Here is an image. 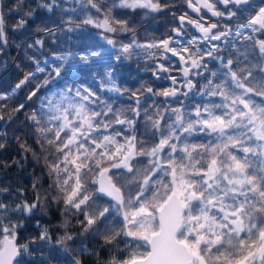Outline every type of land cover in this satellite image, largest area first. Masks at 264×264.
I'll return each mask as SVG.
<instances>
[{
	"label": "snow or ice",
	"instance_id": "snow-or-ice-1",
	"mask_svg": "<svg viewBox=\"0 0 264 264\" xmlns=\"http://www.w3.org/2000/svg\"><path fill=\"white\" fill-rule=\"evenodd\" d=\"M75 3L101 14L81 23L102 29L116 63L95 72L104 50L87 42L80 52H58L57 32L75 30L71 17L62 21L66 28L44 24L37 27L42 35L25 41L26 50L43 49L50 38L52 54L43 61L28 56L35 67L27 71L17 65L23 77L0 102L34 84L26 97L30 111L13 135L51 183L44 189L36 178L31 201L23 192L11 204L0 199V264H29L25 257L35 249L19 242V230L51 202L77 218L81 235L124 245L119 251L127 255L121 259L109 248L106 264H264V6L252 11V0H184L191 13H174L170 34L141 43L133 23L114 9L159 12V0ZM36 8L64 10L60 0H37ZM27 23L20 16L15 28ZM128 32L133 38L126 43L107 35ZM8 43L0 13V51ZM141 51L151 78L129 73L136 83L118 85L114 73ZM28 107L0 103V121L16 120ZM0 138L3 149L7 132ZM61 227L53 251L67 253L66 264H82L85 241L67 230V220ZM38 239L52 242L47 228Z\"/></svg>",
	"mask_w": 264,
	"mask_h": 264
},
{
	"label": "trees",
	"instance_id": "trees-1",
	"mask_svg": "<svg viewBox=\"0 0 264 264\" xmlns=\"http://www.w3.org/2000/svg\"><path fill=\"white\" fill-rule=\"evenodd\" d=\"M262 0H255L253 3L254 8ZM111 0H101V3H110ZM163 7L162 11L153 12L148 9H127L116 8L113 14L118 15L122 19L130 20L136 31V39L143 43L159 39L167 34H170L171 28L178 21L175 20V15L186 11V4L184 0H159ZM37 0H0V13L5 17V27L7 29L8 46L0 51V94L11 92L19 80L23 77V71L17 65H21L25 71L35 67L27 57L36 56L42 61L43 58L50 57L52 54L51 48L48 45L51 44V39L47 38L46 45L43 49H25L24 43L27 40L34 39L42 33L37 32V27L47 24L49 27L66 28L68 25L62 23V21L72 18V27L75 29L71 33L57 32L60 36L63 44L58 48V52L67 54L69 52H80L82 44L87 42L93 44L100 50V46L104 50V60L98 61L97 66H94V71L103 74L106 71V64H115L113 56L114 49L111 45H108L106 41L95 34L92 31L93 25H86L81 27V21L85 18L91 17L93 19H102L101 14L96 13L94 9H89L87 6L75 3V0H60L64 10H70L75 8L76 11H64L61 8H57L54 12H48L43 8H36ZM13 11H9V9ZM29 11H34V15L28 17L26 14ZM20 16H25L28 23L22 29H16L15 25L19 21ZM177 16V15H176ZM247 16V13L245 14ZM55 21V24L53 23ZM235 21H233L234 23ZM190 28V34L197 35L195 29ZM114 39L118 42H128L133 38V33H119L113 34ZM27 53V54H26ZM145 53L140 52V57H133L132 60L124 61V66L118 69L115 75V82L122 86L127 87L136 83L129 73H132L135 77H142L144 80L151 78V73L144 71L145 60L143 59ZM111 57V59H109ZM98 60V58H93ZM212 62L210 61V64ZM173 75L179 76L178 72H174ZM41 78L43 74H38ZM79 82V80H77ZM35 83V82H34ZM160 85L167 86L170 81L161 80L157 82ZM33 85L25 86L22 90H17L16 94L11 100L0 102L7 103L9 108L18 102L26 103L29 107L21 111L18 114V118L9 123L0 121V131H6L8 134V143L5 148L0 149V188H7L8 192L0 194V199L7 197L4 200L5 203L11 204L13 200H20V192L24 193V199L31 201L34 196L32 193V184L36 178H41V183L44 189H47L51 181L48 179L46 171L42 174V164H37L31 153H24L18 143L16 142L13 130L17 127L19 122L24 121L25 114L30 111L31 101H27L26 97L28 90ZM138 86V85H137ZM53 90H55V82L53 84ZM42 91H44L42 89ZM106 98L112 97L111 93H101ZM156 100H161L163 97H154ZM122 106V105H117ZM7 119V118H6ZM21 139L23 136L21 133ZM3 138H0V142ZM15 205L13 204V207ZM82 219V217H80ZM68 221V231H71L74 236L80 240H84L87 248V252L81 258L82 264H106L111 258L109 248H113L119 258L123 259L127 254L122 253L119 249H123L124 245L119 244L116 246H104L103 241L98 238L93 240L85 235H81L80 225L77 223V218L64 213L63 205L54 202L50 203V207L47 210H37L31 217H26L23 220L24 227L19 230L18 240L20 243L30 244L32 249H35L30 255L25 257V260L29 264H66V259L71 257L56 248L57 238L65 231L61 225ZM45 228L49 230L52 236V242L46 243L39 241V234ZM37 241L32 243V241ZM75 247V245L73 246ZM93 253V254H89Z\"/></svg>",
	"mask_w": 264,
	"mask_h": 264
},
{
	"label": "rangeland",
	"instance_id": "rangeland-1",
	"mask_svg": "<svg viewBox=\"0 0 264 264\" xmlns=\"http://www.w3.org/2000/svg\"><path fill=\"white\" fill-rule=\"evenodd\" d=\"M259 6H264V0H262L258 5H257V9L256 10H258V7ZM255 10V11H256ZM184 12V11H183ZM183 12H180V13H178L179 15H182L183 14ZM178 14H176L177 16H178ZM92 31H95V32H97V33H99V35H103V34H105L103 31H102V29H99V28H96V27H92ZM197 35H199V33H197ZM110 36H112L113 37V34H110ZM102 38H103V36H102ZM47 58H49V57H47ZM45 58H43V60H44ZM42 60V61H43Z\"/></svg>",
	"mask_w": 264,
	"mask_h": 264
},
{
	"label": "flooded vegetation",
	"instance_id": "flooded-vegetation-1",
	"mask_svg": "<svg viewBox=\"0 0 264 264\" xmlns=\"http://www.w3.org/2000/svg\"><path fill=\"white\" fill-rule=\"evenodd\" d=\"M255 0H252V2H254ZM221 8L223 7L222 5L220 6ZM257 9V6L254 8V10L253 11H255ZM205 14V13H204ZM205 15H207V14H205ZM216 18L215 17H212V20H215ZM233 24H235V22L233 23Z\"/></svg>",
	"mask_w": 264,
	"mask_h": 264
},
{
	"label": "water",
	"instance_id": "water-1",
	"mask_svg": "<svg viewBox=\"0 0 264 264\" xmlns=\"http://www.w3.org/2000/svg\"><path fill=\"white\" fill-rule=\"evenodd\" d=\"M186 10H187L188 12L191 13V9H187V6H186ZM205 14L210 15V14H208V13L206 12V10H205ZM192 15H195V13H192Z\"/></svg>",
	"mask_w": 264,
	"mask_h": 264
},
{
	"label": "built area",
	"instance_id": "built-area-1",
	"mask_svg": "<svg viewBox=\"0 0 264 264\" xmlns=\"http://www.w3.org/2000/svg\"><path fill=\"white\" fill-rule=\"evenodd\" d=\"M103 35H105V34H103ZM107 35H109V34H107Z\"/></svg>",
	"mask_w": 264,
	"mask_h": 264
}]
</instances>
